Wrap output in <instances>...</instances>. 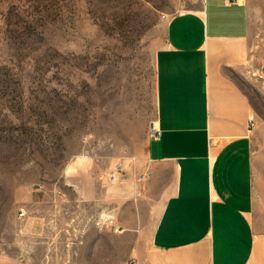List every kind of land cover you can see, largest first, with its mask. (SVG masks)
<instances>
[{
	"label": "crops",
	"instance_id": "obj_1",
	"mask_svg": "<svg viewBox=\"0 0 264 264\" xmlns=\"http://www.w3.org/2000/svg\"><path fill=\"white\" fill-rule=\"evenodd\" d=\"M188 1L155 58L159 138L68 182L123 229H102L87 264H264V16L254 0Z\"/></svg>",
	"mask_w": 264,
	"mask_h": 264
},
{
	"label": "rangeland",
	"instance_id": "obj_2",
	"mask_svg": "<svg viewBox=\"0 0 264 264\" xmlns=\"http://www.w3.org/2000/svg\"><path fill=\"white\" fill-rule=\"evenodd\" d=\"M254 7L264 16V0ZM191 8L188 0H0V264H87L94 240L111 241L93 223L80 225L99 213L77 203L68 182L103 155L124 164L145 157L164 18ZM43 183L63 186L74 215L58 230H25L18 210L37 201ZM74 219L84 244L69 259L76 233L64 225Z\"/></svg>",
	"mask_w": 264,
	"mask_h": 264
},
{
	"label": "built area",
	"instance_id": "obj_3",
	"mask_svg": "<svg viewBox=\"0 0 264 264\" xmlns=\"http://www.w3.org/2000/svg\"><path fill=\"white\" fill-rule=\"evenodd\" d=\"M240 1L243 0H231L230 3H239ZM159 131L156 128H153L152 135L154 138H159ZM87 140V139H86ZM152 175L150 173L142 175L139 180L141 182H145L148 179H151ZM117 180V175H113L110 177V181L112 183L116 182ZM60 185L59 183L48 186L46 184L42 185H37L34 187L33 193L37 197V201L35 203H30L28 205H24L19 208L18 210V220L23 224H25V230L29 227H34L36 224L40 228L44 229L46 225L50 226L51 228L58 230V227L61 224V219L62 217L65 216H73L74 213L73 211L71 212V206H72V201L69 198L68 192H66L63 189V186ZM67 188H70V186H67ZM68 204L70 206H67L66 210L65 204ZM50 209L51 214H47L46 210ZM85 214L86 211H84ZM89 216V218H85L87 221H83L80 223L82 224H88V223H93L97 228L100 230L105 229V228H112L113 231L117 233L123 232V229L120 227H117L115 218H113L109 214H103L102 216L98 217L97 219ZM76 219L72 220L71 222L66 223L64 225V228L68 229V233L70 231L75 232L76 234L73 236V238L70 239V241L66 244V248L68 250V258L73 259L72 256H74V249L76 247H79L83 245L84 243L81 242L79 236V230L77 228H74V224H76ZM79 226V225H78ZM60 234L61 231L58 232L57 236L54 238V245L56 247H62L65 245V243H62L60 241ZM56 258H60L61 261L63 262L66 258L62 255L60 257L56 256ZM70 263V261H69Z\"/></svg>",
	"mask_w": 264,
	"mask_h": 264
}]
</instances>
